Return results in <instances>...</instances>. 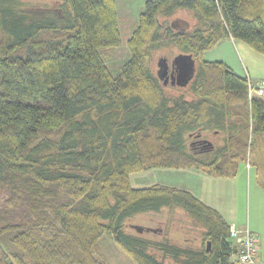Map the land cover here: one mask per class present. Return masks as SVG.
Instances as JSON below:
<instances>
[{
	"label": "trees",
	"instance_id": "trees-1",
	"mask_svg": "<svg viewBox=\"0 0 264 264\" xmlns=\"http://www.w3.org/2000/svg\"><path fill=\"white\" fill-rule=\"evenodd\" d=\"M51 1L0 0V264H104V236L136 264H232L219 212L187 190L135 189L130 176L229 179L249 165L264 189V101L206 59L231 39L264 55V0H148L117 77L99 53L122 43L116 0ZM171 52L196 61L186 87L157 75ZM164 208L202 229L198 249L125 233L132 216Z\"/></svg>",
	"mask_w": 264,
	"mask_h": 264
},
{
	"label": "rangeland",
	"instance_id": "rangeland-1",
	"mask_svg": "<svg viewBox=\"0 0 264 264\" xmlns=\"http://www.w3.org/2000/svg\"><path fill=\"white\" fill-rule=\"evenodd\" d=\"M24 1H29L35 6L54 5L52 1L48 2L49 0ZM26 3L30 6L28 2ZM134 7L132 12H128L129 9L125 10L124 7L118 12L121 45L99 52L113 77H117L122 67L131 59L128 41L139 22L136 11L139 5H132L130 8ZM232 44L228 41L219 44L206 54V59L224 61L236 73L248 78L253 85L264 80V55L255 52L244 42L236 41ZM175 56L174 52L168 54L169 62ZM161 57L163 58V55H159L158 60ZM212 139L215 141V138ZM252 168L255 170L254 167L243 165L237 176L229 179L213 178L199 170L153 169L133 173L130 176V183L135 189L161 184L190 191L219 212L230 224L235 223L240 229H253L255 226L264 230V189L258 182L255 171H251ZM137 228L147 231L139 233ZM124 231L129 235H142L157 241L167 239L182 248L196 250L202 245V229L196 227L180 209L170 212L164 208L160 212L136 214L125 222ZM100 243L104 264H136L113 239L104 236Z\"/></svg>",
	"mask_w": 264,
	"mask_h": 264
},
{
	"label": "water",
	"instance_id": "water-1",
	"mask_svg": "<svg viewBox=\"0 0 264 264\" xmlns=\"http://www.w3.org/2000/svg\"><path fill=\"white\" fill-rule=\"evenodd\" d=\"M167 25L170 23L167 22ZM182 25V22L175 21L171 23L174 28H177V25ZM172 68V73L169 75V69ZM196 73V61L192 58L191 55L179 54L176 55L171 64L169 60L165 57L160 58L158 61V71L157 75L165 86L172 85L178 87H186L193 80ZM207 143V141H205ZM139 233L147 231L143 228H137ZM153 231V230H152ZM207 249L210 250V243H207Z\"/></svg>",
	"mask_w": 264,
	"mask_h": 264
},
{
	"label": "built area",
	"instance_id": "built-area-1",
	"mask_svg": "<svg viewBox=\"0 0 264 264\" xmlns=\"http://www.w3.org/2000/svg\"><path fill=\"white\" fill-rule=\"evenodd\" d=\"M264 101V80L257 85H253L249 80L248 97L252 100L254 97ZM230 237L240 245V251L232 264H264L259 260L258 236L249 228H238L235 224H230Z\"/></svg>",
	"mask_w": 264,
	"mask_h": 264
},
{
	"label": "crops",
	"instance_id": "crops-1",
	"mask_svg": "<svg viewBox=\"0 0 264 264\" xmlns=\"http://www.w3.org/2000/svg\"><path fill=\"white\" fill-rule=\"evenodd\" d=\"M147 1L148 0H116L117 10L119 12V10H121L120 8L124 7L125 10L129 9L128 12H130V11L132 12V11H134L135 7L133 9L130 8V7L132 5H139V7L137 8L136 11L138 13V17H140L141 13L144 11L143 7H145V4H146ZM120 4H122L123 6L120 5ZM227 41L231 45H233L232 43L235 44V42L232 39L231 40H227ZM251 171H255V173H256V169L254 170L252 168ZM231 224H235V223H231ZM250 230L253 233L257 234V236H258V244H259V255H258V257H259V260L262 262V261H264V230H261L260 228H256L255 226L253 227V229L250 228ZM239 251H240V245L234 240V248H233V253H232V257H231V261L232 262L237 258L238 254H239Z\"/></svg>",
	"mask_w": 264,
	"mask_h": 264
},
{
	"label": "flooded vegetation",
	"instance_id": "flooded-vegetation-1",
	"mask_svg": "<svg viewBox=\"0 0 264 264\" xmlns=\"http://www.w3.org/2000/svg\"><path fill=\"white\" fill-rule=\"evenodd\" d=\"M177 27L179 28L180 27V24L177 25ZM172 61V60H171ZM171 61L169 62L171 64ZM172 73V68L170 67L169 69V75Z\"/></svg>",
	"mask_w": 264,
	"mask_h": 264
}]
</instances>
